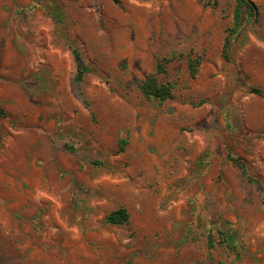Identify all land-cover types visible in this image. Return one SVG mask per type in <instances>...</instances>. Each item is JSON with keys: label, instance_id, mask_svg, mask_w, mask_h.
Here are the masks:
<instances>
[{"label": "rangeland", "instance_id": "374dc122", "mask_svg": "<svg viewBox=\"0 0 264 264\" xmlns=\"http://www.w3.org/2000/svg\"><path fill=\"white\" fill-rule=\"evenodd\" d=\"M247 1L235 28V0H0V264H264V0ZM171 56L172 96L144 97Z\"/></svg>", "mask_w": 264, "mask_h": 264}, {"label": "trees", "instance_id": "16d2710c", "mask_svg": "<svg viewBox=\"0 0 264 264\" xmlns=\"http://www.w3.org/2000/svg\"><path fill=\"white\" fill-rule=\"evenodd\" d=\"M114 4H119V0H111ZM204 6H214L216 0H198ZM235 8L233 14V25L234 27L239 26V21L241 19L242 8H246L247 11L252 12L254 10L253 5H251L247 0H235ZM235 30H232L234 32ZM227 46V44H226ZM225 46V49H226ZM74 58L77 62V70L74 76L75 84L80 89V84L83 79V75L88 71V68L81 63L79 54L77 51L73 50ZM173 59V56L170 58H161L156 62L155 72L149 75L145 81L141 84L140 89L142 94L146 98H156L160 101L170 98L172 96V84L169 82L161 83L158 82L155 77V73H164L165 64ZM199 60L197 58H190L188 60V68L191 76H194L197 72V67ZM80 91V90H79ZM81 93V92H80ZM0 115H3V112L0 110ZM128 221V213L124 208H118L111 211L106 217L105 222L112 225H120ZM211 240H208V246L211 247Z\"/></svg>", "mask_w": 264, "mask_h": 264}]
</instances>
